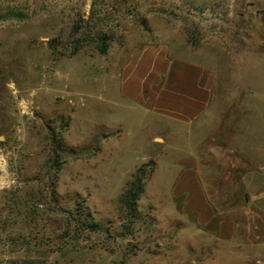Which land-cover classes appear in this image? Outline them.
Returning a JSON list of instances; mask_svg holds the SVG:
<instances>
[{
	"label": "rangeland",
	"instance_id": "obj_1",
	"mask_svg": "<svg viewBox=\"0 0 264 264\" xmlns=\"http://www.w3.org/2000/svg\"><path fill=\"white\" fill-rule=\"evenodd\" d=\"M145 47L204 69L201 117L122 92L124 57ZM215 149L264 174V0H0V264H264V237L221 242L185 199L234 202ZM143 165L129 216L119 197Z\"/></svg>",
	"mask_w": 264,
	"mask_h": 264
},
{
	"label": "crops",
	"instance_id": "obj_2",
	"mask_svg": "<svg viewBox=\"0 0 264 264\" xmlns=\"http://www.w3.org/2000/svg\"><path fill=\"white\" fill-rule=\"evenodd\" d=\"M122 73V92L139 101L142 108L150 101V112L154 115L192 123L210 107L212 87L208 81H202L204 69L180 60H169L165 48L145 47L127 54L122 61ZM216 124L215 133H218L223 125L222 119ZM231 142L234 144L235 139ZM222 150L215 149L212 153L215 156L224 153L229 159L228 163L222 164L227 170L225 175L234 173L239 177L234 202L227 204L221 200L220 211L216 213L207 203L204 210L193 206L196 198H190L191 194L185 199L194 213L199 211L197 216L201 225L215 223L217 238L221 242L235 243L264 237V174L246 162L238 150H231L234 158L227 150L226 153ZM224 156L219 157L225 160ZM228 167L232 171H228ZM186 174H191L190 170H185L183 176Z\"/></svg>",
	"mask_w": 264,
	"mask_h": 264
},
{
	"label": "trees",
	"instance_id": "obj_3",
	"mask_svg": "<svg viewBox=\"0 0 264 264\" xmlns=\"http://www.w3.org/2000/svg\"><path fill=\"white\" fill-rule=\"evenodd\" d=\"M51 139V153L53 155V162L51 165L52 168H56L55 173H57L60 170V166L63 164L64 157L61 154L63 151V147L60 141H56V137L54 134L50 135ZM86 153L84 150H71L68 157H73L75 159H78L79 157L85 156ZM144 165L136 170V172L133 174L132 179L127 184L126 189L119 197V205L123 209L124 212H126L127 215L134 214L136 212L137 202L140 198V196L143 194L144 191V180L146 178V173L144 171ZM153 166L150 167V172H152ZM85 221L80 222L81 226H85L88 228H94L97 225L92 222V217L90 213H86L85 215ZM91 222V223H90Z\"/></svg>",
	"mask_w": 264,
	"mask_h": 264
}]
</instances>
